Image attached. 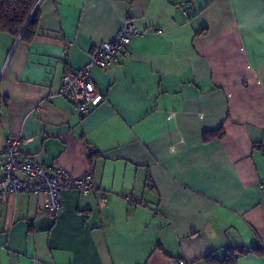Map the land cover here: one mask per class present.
I'll return each instance as SVG.
<instances>
[{"label": "crops", "instance_id": "crops-1", "mask_svg": "<svg viewBox=\"0 0 264 264\" xmlns=\"http://www.w3.org/2000/svg\"><path fill=\"white\" fill-rule=\"evenodd\" d=\"M38 13L28 42L0 31V159L18 135L22 157L94 187L64 189L55 214L0 196V264H207L241 248L235 264H264V0H39ZM128 20L141 34L121 63L91 67L102 100L80 116L60 80Z\"/></svg>", "mask_w": 264, "mask_h": 264}, {"label": "built area", "instance_id": "built-area-1", "mask_svg": "<svg viewBox=\"0 0 264 264\" xmlns=\"http://www.w3.org/2000/svg\"><path fill=\"white\" fill-rule=\"evenodd\" d=\"M184 15L190 17L188 10ZM141 34L135 24L128 20L112 36L101 42L90 55L88 63L78 72L65 73L57 93L76 106L80 116L90 110V106L102 100L90 74L92 66L107 68L121 63L127 47L134 36ZM23 138L18 135L6 137L0 159V196L6 197L20 191L43 198V212L55 214L61 208L60 194L64 189L74 188L88 193L94 187L91 174L75 177L66 168L32 157H22L20 146ZM107 193L100 191L98 203H106ZM179 264H185L183 260Z\"/></svg>", "mask_w": 264, "mask_h": 264}, {"label": "trees", "instance_id": "trees-1", "mask_svg": "<svg viewBox=\"0 0 264 264\" xmlns=\"http://www.w3.org/2000/svg\"><path fill=\"white\" fill-rule=\"evenodd\" d=\"M38 1L0 0V31L9 33L15 38L18 37L21 41H30L36 34ZM216 134L221 135L222 131L207 133L205 138ZM247 251L243 248L231 249L223 257L218 258L208 254L204 256V260L207 264H235L239 254Z\"/></svg>", "mask_w": 264, "mask_h": 264}]
</instances>
